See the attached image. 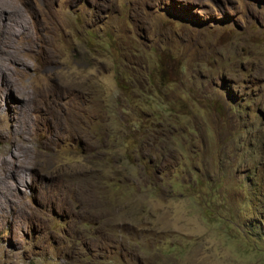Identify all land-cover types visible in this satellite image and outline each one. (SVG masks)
Wrapping results in <instances>:
<instances>
[{
  "label": "rangeland",
  "instance_id": "1",
  "mask_svg": "<svg viewBox=\"0 0 264 264\" xmlns=\"http://www.w3.org/2000/svg\"><path fill=\"white\" fill-rule=\"evenodd\" d=\"M12 3L0 264H264V0Z\"/></svg>",
  "mask_w": 264,
  "mask_h": 264
},
{
  "label": "bare ground",
  "instance_id": "2",
  "mask_svg": "<svg viewBox=\"0 0 264 264\" xmlns=\"http://www.w3.org/2000/svg\"><path fill=\"white\" fill-rule=\"evenodd\" d=\"M11 0H0V33H2V35L4 34L5 35V38H8L6 36H16V35H19L20 37H24L26 38V42L30 43V34L28 35V27H27V23L25 21V16L21 15L19 13V11H21L15 4L12 3V5L10 6L11 7V10H6L5 11V7H7L9 5ZM19 9V10H18ZM22 12V11H21ZM18 37V36H17ZM10 39V38H9ZM29 45V44H28ZM27 48V47H26ZM13 55V54H12ZM1 66V65H0ZM2 77H1V80L3 79V76L5 77V72L2 71ZM8 75V74H7ZM4 81H5V84H9L11 87H12V84H11V81L6 77L4 78ZM27 98V97H26ZM26 98L23 96L20 97L19 99L21 100H26ZM28 99V98H27ZM18 100V99H17ZM30 101V100H29ZM27 102V101H26ZM29 112V111H28ZM1 109H0V114H1ZM26 126V123H24L22 125V128ZM17 129V128H16ZM20 129V128H19ZM18 131V130H16ZM25 131V130H24ZM18 133V132H17ZM24 134V133H23ZM22 137V136H21ZM25 137V136H24ZM20 146V145H19ZM16 147V146H15ZM24 148V147H23ZM22 149V148H21ZM19 150V149H18ZM14 151V150H13ZM11 152V151H10ZM19 153V151H17ZM16 152V153H17ZM24 152V151H23ZM17 153V154H18ZM22 153V152H21ZM13 155V153H12ZM19 155V154H18ZM8 156V155H7ZM15 156V155H14ZM6 157V156H5ZM9 159V158H8ZM5 160V158L3 156L0 157V168L2 171H4L5 167L7 165H11L12 164V161L9 159V161ZM19 162V161H18ZM20 163V162H19ZM23 163L20 164V166L22 165ZM13 165V164H12ZM15 166V165H14ZM19 166V167H20ZM10 168V167H9ZM23 168V167H22ZM21 168V169H22ZM16 170L17 172V168H13ZM24 169V168H23ZM9 170V169H8ZM12 172V171H11ZM23 173V172H22ZM18 174V173H17ZM21 175V174H20Z\"/></svg>",
  "mask_w": 264,
  "mask_h": 264
},
{
  "label": "trees",
  "instance_id": "3",
  "mask_svg": "<svg viewBox=\"0 0 264 264\" xmlns=\"http://www.w3.org/2000/svg\"><path fill=\"white\" fill-rule=\"evenodd\" d=\"M112 115V112H111V110L109 109V108H105V112H104V116H105V120H103V121H105V122H108V121H112L114 118H111L110 116Z\"/></svg>",
  "mask_w": 264,
  "mask_h": 264
}]
</instances>
